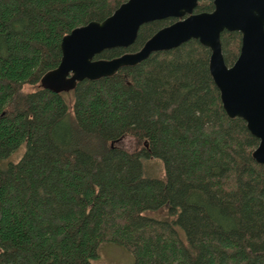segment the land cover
Returning <instances> with one entry per match:
<instances>
[{
	"label": "trees",
	"instance_id": "obj_1",
	"mask_svg": "<svg viewBox=\"0 0 264 264\" xmlns=\"http://www.w3.org/2000/svg\"><path fill=\"white\" fill-rule=\"evenodd\" d=\"M123 1L0 0V264H93L103 241L128 250L127 264H264L258 138L225 112L207 46L191 38L68 91L42 86L62 36ZM174 19L95 57L137 50ZM220 39L229 65L241 34ZM154 157L163 176L146 172Z\"/></svg>",
	"mask_w": 264,
	"mask_h": 264
},
{
	"label": "water",
	"instance_id": "obj_2",
	"mask_svg": "<svg viewBox=\"0 0 264 264\" xmlns=\"http://www.w3.org/2000/svg\"><path fill=\"white\" fill-rule=\"evenodd\" d=\"M198 1L125 0L102 20L73 27L61 38L58 64L42 74V86L54 92L68 91L78 81L112 75L152 52L195 38L210 50L209 71L225 112L245 120L258 138L252 156L264 165V0H212L213 9L195 11ZM166 17L175 19L159 27L139 49L95 57L104 49L129 46L141 24ZM223 30L241 34L238 55L229 65L222 52Z\"/></svg>",
	"mask_w": 264,
	"mask_h": 264
},
{
	"label": "rangeland",
	"instance_id": "obj_3",
	"mask_svg": "<svg viewBox=\"0 0 264 264\" xmlns=\"http://www.w3.org/2000/svg\"><path fill=\"white\" fill-rule=\"evenodd\" d=\"M120 144L123 147L132 150L135 147H137L138 142L133 136L125 135L120 140ZM22 150L23 147L21 146L9 156V159L14 161L17 160ZM148 161L149 162H146V172L148 174L154 176L164 175V167L161 159L154 157ZM149 213L155 216H163L167 214L165 209L158 211L153 210L150 211ZM98 253L99 256L97 257V259L93 260V264H99V263L127 264V262L132 260V255L128 250H126L123 246L119 245L118 243L112 241L101 242L98 247Z\"/></svg>",
	"mask_w": 264,
	"mask_h": 264
},
{
	"label": "flooded vegetation",
	"instance_id": "obj_4",
	"mask_svg": "<svg viewBox=\"0 0 264 264\" xmlns=\"http://www.w3.org/2000/svg\"><path fill=\"white\" fill-rule=\"evenodd\" d=\"M196 11V10H195Z\"/></svg>",
	"mask_w": 264,
	"mask_h": 264
}]
</instances>
